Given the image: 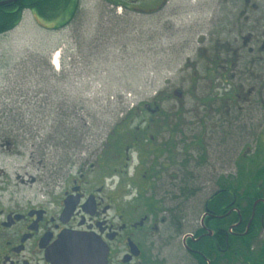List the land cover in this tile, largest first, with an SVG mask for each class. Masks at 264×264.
<instances>
[{
    "label": "flooded vegetation",
    "instance_id": "flooded-vegetation-1",
    "mask_svg": "<svg viewBox=\"0 0 264 264\" xmlns=\"http://www.w3.org/2000/svg\"><path fill=\"white\" fill-rule=\"evenodd\" d=\"M23 1L0 9L21 15L25 9L37 12ZM113 1L126 8V3L141 4L136 9L145 12L165 4ZM232 4L223 40L210 53L215 64L210 74L227 80L235 74H264V0ZM224 89L221 99H230L232 88ZM255 91L252 86L247 95ZM33 99L40 101L34 100L38 109L49 103L40 96ZM262 101L258 105L264 108ZM208 105L205 135L196 134L201 121L191 124L180 114L167 118L160 97H155L133 106L99 142L65 140L62 144H73L74 150L56 163L53 142L59 132L52 120L45 129L37 124L40 128L23 135L1 130L0 264H264V181L254 184V198L240 197L249 183L236 181L260 172L259 153L242 141L228 163L227 131L215 135L210 124L221 113L214 115L215 104ZM63 110L56 123L67 121ZM197 148L204 155H197ZM154 187L162 195L144 194ZM195 189L212 191L199 220L173 204L175 195L181 198L184 191ZM174 190L178 193H166ZM169 201L172 205L167 206ZM81 239L87 246H80Z\"/></svg>",
    "mask_w": 264,
    "mask_h": 264
},
{
    "label": "rangeland",
    "instance_id": "rangeland-1",
    "mask_svg": "<svg viewBox=\"0 0 264 264\" xmlns=\"http://www.w3.org/2000/svg\"><path fill=\"white\" fill-rule=\"evenodd\" d=\"M233 1L237 0H165L161 9L145 12L136 9L141 4L126 3V8L113 0H77L75 12L59 21L25 9L15 27L0 34V131L23 135L40 128L37 124L45 129L52 120L59 132L53 142L56 163L74 150L73 144L66 148L62 142L76 143L79 138L81 145L97 142L133 106L155 97H160L167 118L180 114L191 124L201 121L196 124L197 135H205L208 104H215L214 115L221 116L211 117L210 124L215 135L227 131L228 163L241 142L248 141L253 149L256 146L264 169V108L258 105L264 100V74H235L228 80L210 74L215 65L210 53L223 40ZM57 52L59 67L52 64ZM252 86L256 91L249 97ZM224 88H232L230 99H221ZM35 96L41 102L48 99V105L38 109ZM62 107L67 121L56 123ZM203 151L197 148V155ZM241 176H235L236 181L247 184L253 178ZM132 182L138 184L140 179ZM131 188L135 193L133 184ZM157 189L144 194L162 195ZM211 193L187 190L181 198L175 195L173 204L199 220Z\"/></svg>",
    "mask_w": 264,
    "mask_h": 264
},
{
    "label": "trees",
    "instance_id": "trees-1",
    "mask_svg": "<svg viewBox=\"0 0 264 264\" xmlns=\"http://www.w3.org/2000/svg\"><path fill=\"white\" fill-rule=\"evenodd\" d=\"M28 4L32 3L37 13L48 21H55L60 19H65L71 13L75 12L78 8L77 0H24ZM23 1V2H24ZM21 19V14L19 13H5L0 9V34L5 33L8 30L15 27ZM252 177V176H251ZM257 180L264 181V169H260V172L253 176L250 181L249 188L245 187L244 191L240 192L243 198H254L256 194L257 187L254 185ZM254 185V187H253ZM230 193L228 197L230 198Z\"/></svg>",
    "mask_w": 264,
    "mask_h": 264
},
{
    "label": "water",
    "instance_id": "water-1",
    "mask_svg": "<svg viewBox=\"0 0 264 264\" xmlns=\"http://www.w3.org/2000/svg\"><path fill=\"white\" fill-rule=\"evenodd\" d=\"M13 1H16V0H6V1H1V2H0V5H3V4L8 3V2H13ZM80 243H81V245H80L81 247H82V246H83V247H84V246H87V245H86L87 243H86V241H85L84 239H81V240H80ZM75 246H78V245H75Z\"/></svg>",
    "mask_w": 264,
    "mask_h": 264
},
{
    "label": "bare ground",
    "instance_id": "bare-ground-1",
    "mask_svg": "<svg viewBox=\"0 0 264 264\" xmlns=\"http://www.w3.org/2000/svg\"><path fill=\"white\" fill-rule=\"evenodd\" d=\"M59 53L57 52V54L55 53L54 56L52 57V64L55 65V64H60L59 63Z\"/></svg>",
    "mask_w": 264,
    "mask_h": 264
}]
</instances>
